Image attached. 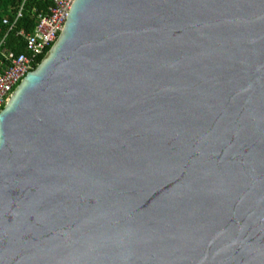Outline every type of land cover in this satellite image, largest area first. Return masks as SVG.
<instances>
[{
  "label": "water",
  "instance_id": "water-1",
  "mask_svg": "<svg viewBox=\"0 0 264 264\" xmlns=\"http://www.w3.org/2000/svg\"><path fill=\"white\" fill-rule=\"evenodd\" d=\"M0 264H264V0H76L0 111Z\"/></svg>",
  "mask_w": 264,
  "mask_h": 264
},
{
  "label": "built area",
  "instance_id": "built-area-1",
  "mask_svg": "<svg viewBox=\"0 0 264 264\" xmlns=\"http://www.w3.org/2000/svg\"><path fill=\"white\" fill-rule=\"evenodd\" d=\"M76 0H53V5L46 13L37 16L33 32L21 29L17 35L24 39L27 53L17 54L6 48V40L14 32L23 18L26 0L16 8L12 18H5L7 31L0 39V111L11 98L16 87L26 75L35 70L43 58L59 39L68 15Z\"/></svg>",
  "mask_w": 264,
  "mask_h": 264
},
{
  "label": "trees",
  "instance_id": "trees-1",
  "mask_svg": "<svg viewBox=\"0 0 264 264\" xmlns=\"http://www.w3.org/2000/svg\"><path fill=\"white\" fill-rule=\"evenodd\" d=\"M23 1L0 0V39L3 38L7 31L4 19L12 18L16 8L20 7ZM52 5L53 0H26L23 18L20 20L18 28L8 36L5 45L6 48L15 51L17 54L27 53L25 41L17 35V32L21 29H25L27 32H33L37 24V16L40 13L48 12ZM43 58L40 59V62Z\"/></svg>",
  "mask_w": 264,
  "mask_h": 264
}]
</instances>
